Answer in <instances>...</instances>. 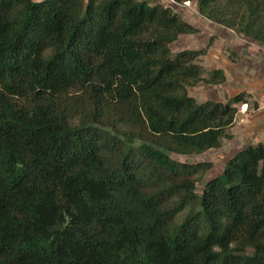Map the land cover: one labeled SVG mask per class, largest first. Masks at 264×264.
Wrapping results in <instances>:
<instances>
[{"label":"trees","instance_id":"1","mask_svg":"<svg viewBox=\"0 0 264 264\" xmlns=\"http://www.w3.org/2000/svg\"><path fill=\"white\" fill-rule=\"evenodd\" d=\"M194 1L264 44V0ZM195 32L158 0H0V264H264V142L200 192L212 163L170 156L249 106L188 94L225 81L206 49L171 52Z\"/></svg>","mask_w":264,"mask_h":264},{"label":"rangeland","instance_id":"2","mask_svg":"<svg viewBox=\"0 0 264 264\" xmlns=\"http://www.w3.org/2000/svg\"><path fill=\"white\" fill-rule=\"evenodd\" d=\"M158 1L171 7L197 28V32L180 35L172 42L171 52L174 54L182 49L204 48L205 54L199 57V62L204 67V77L208 78L209 72L217 68L222 69L225 74L224 82L211 84L201 81L195 86H189L188 94L198 102L207 99L225 102L240 91L249 93V106L237 105L234 123L228 128L231 137L224 138L220 147L201 153L170 154L181 162L212 163L208 171L198 176L196 188L200 192L203 183L221 173L225 162L238 150L249 143L264 142V44L252 41L202 16L194 0L183 3Z\"/></svg>","mask_w":264,"mask_h":264}]
</instances>
